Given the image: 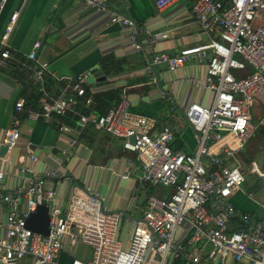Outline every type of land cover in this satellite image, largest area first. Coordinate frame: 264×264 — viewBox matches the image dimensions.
<instances>
[{
    "label": "built area",
    "instance_id": "built-area-1",
    "mask_svg": "<svg viewBox=\"0 0 264 264\" xmlns=\"http://www.w3.org/2000/svg\"><path fill=\"white\" fill-rule=\"evenodd\" d=\"M88 8L107 16L109 24L127 31L134 50H142V28L134 20L112 11L108 0H78ZM178 0H155L163 10ZM6 0H0V12ZM191 13L202 33L212 36L206 45L187 47L177 55L156 53L149 67L164 64L174 70L199 59L206 61L204 88L211 94L208 105L190 103L182 113L194 132L195 147L190 153L173 149V131L157 129L153 118L134 113L126 95L103 114H80L75 111L78 99L84 98L88 76L78 75L67 81L57 95H46L40 110H28L31 119L56 120L68 112L77 117L79 127H91L121 141L124 150L135 154L136 165L120 175L141 173L151 185L171 188L168 198L149 195L139 218L123 210L103 206V199L89 187L74 193L64 211L55 204L56 192L44 188L45 181L36 177L24 190L0 196L8 207L5 235L0 237L1 264H59L58 258L66 239L80 242L91 250L88 260L73 258L70 264H171L180 259L186 264H227L229 260L264 264V200L259 203L262 217L241 212L231 199L246 193V173L240 163L241 152L259 126L264 125V0H194ZM18 12H14L0 39L3 60L14 59L8 46ZM159 35L148 41L155 43ZM41 42L33 45L28 59L36 60ZM46 65H39L37 78L42 82ZM85 106L92 100L83 99ZM25 100L15 102L16 112L24 110ZM262 109L256 119L255 107ZM20 120L14 116L0 142V148L16 147L20 137ZM61 130H68L66 125ZM133 139V140H132ZM73 144V143H72ZM33 159V157H30ZM249 173L257 178L264 193V163L251 162ZM57 178L56 173H49ZM2 173H0V178ZM23 205V208H22ZM38 205L49 210V234L35 233L26 227V219ZM237 219L238 226L231 225ZM131 228L125 241L121 227ZM187 225L190 245L207 243V253L193 254L177 241V232Z\"/></svg>",
    "mask_w": 264,
    "mask_h": 264
},
{
    "label": "crops",
    "instance_id": "crops-1",
    "mask_svg": "<svg viewBox=\"0 0 264 264\" xmlns=\"http://www.w3.org/2000/svg\"><path fill=\"white\" fill-rule=\"evenodd\" d=\"M193 1L178 0L158 10L155 0H108L112 11L134 20L142 28L139 40L143 49L134 50L128 42L127 31L109 24L106 15L78 0H6L0 12V39L10 16L18 12L8 46L11 53L22 59L12 64L10 59L0 57V142L14 116L20 120V137L15 148L0 156V196L24 190L30 180L41 177L45 181L44 188L56 192L55 204L64 211L74 193L80 194L82 188L89 187L103 199L104 207L123 210L139 218L149 195L161 198L171 195V188L144 182L140 172L130 174L126 180L120 178L137 161L134 153L123 149L119 139L89 126L81 128L77 121H63V117L35 120L28 118L27 112L22 117L24 110L16 112L14 105L19 98H24L25 90L30 91L33 84H42L44 78L55 84L49 87L50 92L40 89L39 105L43 96L61 92L69 79L98 71L101 76L97 79H103L84 85L89 91L87 97L93 102L85 106L88 114L107 109L95 99L96 95L119 89L120 99L124 93L134 113L155 119L157 129L167 126L173 131V149L192 152L196 144L194 132L182 108L190 103L209 104L211 94L204 88L206 61L192 59L174 70L164 64L149 67V62L156 53L174 56L184 48L210 42L212 36L202 33L191 13ZM152 35L159 38L150 44L148 39ZM37 41L41 46L36 51V60L32 61L28 54ZM2 49L0 44V52ZM43 64L46 68L41 82L37 70ZM262 112L260 107H255V121ZM61 125L69 129L61 130ZM49 173H56L58 177H50ZM261 189L260 186L259 192ZM232 199L241 212L263 216L259 207L262 202L243 194ZM245 202H248L246 207ZM239 203L244 208L237 207ZM8 211V207L0 203V237L5 235ZM231 225L237 227V219H233ZM130 232V226L123 224L121 235L125 241ZM190 233L189 227L184 225L177 232V241L193 254L210 251L207 243L190 245ZM79 244H71L66 239L58 263L70 264L73 258H78ZM81 254L78 259H90L85 252ZM171 264L186 263L177 259ZM227 264L248 263L229 260Z\"/></svg>",
    "mask_w": 264,
    "mask_h": 264
},
{
    "label": "trees",
    "instance_id": "trees-1",
    "mask_svg": "<svg viewBox=\"0 0 264 264\" xmlns=\"http://www.w3.org/2000/svg\"><path fill=\"white\" fill-rule=\"evenodd\" d=\"M22 58L19 57L18 55L14 56V59H12L11 62L12 64H15L14 62H16L17 60H21ZM11 64V65H12ZM51 80L49 81L47 78L43 80L42 84H33L31 85V89L30 91H24L23 96H24V100H25V104H24V111L22 113V117L25 115L26 112H28V110H33V111H39L40 110V105H39V98L41 97V91L40 89L42 88H46L47 91L50 92L49 87L53 86L55 84H52L53 82H51ZM58 92L54 93V95H56ZM87 95H89V91L87 89H85V96L84 98H87ZM84 98H79L78 99V105L75 108V111H77L80 114H88L87 113V109L85 108V105L83 103V99ZM95 99L98 101H101L102 103H104V105L107 106V109L103 112V111H96L97 114H103L105 113L109 107L115 105L116 103L119 102L120 100V90H110L107 91L103 94H98L95 96ZM63 117V121L69 122V123H74L75 121H77V117L74 115L73 112H68L65 115L61 116ZM257 134H259L260 140L259 142L255 145L256 149L261 147L262 145L264 146V127H259L256 131ZM250 142V141H249ZM247 146H249V143L247 144ZM246 146V147H247ZM245 147V148H246ZM242 159H246L247 158V151L246 149H244L241 152V156ZM256 184L251 186H248V188L250 190H257L259 191L260 188V183L255 182ZM259 185V186H258ZM168 189V188H166Z\"/></svg>",
    "mask_w": 264,
    "mask_h": 264
},
{
    "label": "rangeland",
    "instance_id": "rangeland-1",
    "mask_svg": "<svg viewBox=\"0 0 264 264\" xmlns=\"http://www.w3.org/2000/svg\"><path fill=\"white\" fill-rule=\"evenodd\" d=\"M261 15H264V13H261L260 16ZM259 140H260L259 134L256 133L254 135V137L251 138V140L249 142V146H247L245 148L247 151V158L246 159L241 158L240 163H241L242 167L244 168V172L246 173V182L243 184V189L246 192L251 191L254 195V199L258 202H262L264 200V193L262 191L259 192L257 190H250L248 188V186L253 187L252 185L256 184L255 182H258L257 178L249 173V168H250L251 162H255L257 164V166H259V167L264 163V146L262 145L261 147H259L257 149L255 146L259 142ZM239 195H241V194H239ZM244 199H246V198H244ZM231 200L233 202V199H231ZM246 200H248V199H246ZM249 201L254 205V207H256V210H258L257 205H255V203H253L251 200H249ZM247 203L248 202H245V204H244L245 207L247 206ZM237 207L244 208V207H242L241 203H239V205H237ZM81 252H85L86 255L91 256L90 248L83 245V244L78 245V258H81L83 256L81 254Z\"/></svg>",
    "mask_w": 264,
    "mask_h": 264
},
{
    "label": "water",
    "instance_id": "water-1",
    "mask_svg": "<svg viewBox=\"0 0 264 264\" xmlns=\"http://www.w3.org/2000/svg\"><path fill=\"white\" fill-rule=\"evenodd\" d=\"M101 76V72H95L88 76L87 82L90 84L101 81L97 79ZM133 140V139H132ZM8 150L7 146H2L0 148V156H2ZM49 210L45 205H38L34 212H32L26 219V227L31 231L47 236L49 234ZM1 264V263H0ZM21 264V263H19Z\"/></svg>",
    "mask_w": 264,
    "mask_h": 264
}]
</instances>
